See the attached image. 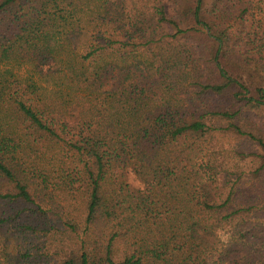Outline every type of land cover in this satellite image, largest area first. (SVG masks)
I'll list each match as a JSON object with an SVG mask.
<instances>
[{
	"label": "trees",
	"instance_id": "trees-1",
	"mask_svg": "<svg viewBox=\"0 0 264 264\" xmlns=\"http://www.w3.org/2000/svg\"><path fill=\"white\" fill-rule=\"evenodd\" d=\"M254 120L264 0H0V235L59 237L49 264H254Z\"/></svg>",
	"mask_w": 264,
	"mask_h": 264
},
{
	"label": "rangeland",
	"instance_id": "rangeland-1",
	"mask_svg": "<svg viewBox=\"0 0 264 264\" xmlns=\"http://www.w3.org/2000/svg\"><path fill=\"white\" fill-rule=\"evenodd\" d=\"M230 14L232 18H234L239 15V12L233 9L230 11ZM233 23L234 21H231L230 24ZM226 27L229 26L226 25ZM233 27L236 29L238 27V23H236ZM9 68L10 67H7V69ZM14 69L15 73L20 78H25L29 75V69L27 68H19L15 66ZM254 121L257 129L263 130L264 132L263 121ZM217 138V148L220 152L235 149L237 152L244 151L246 154H251L253 152H258L259 150L256 143H251L247 139H240L234 134L219 136ZM252 161L253 158H249L247 162H244L243 164L246 166V169H248L249 172L254 175L253 171L258 167V164L252 163ZM251 173L248 174L246 172V174L243 176L242 180H245V184L243 183L244 188L241 194L244 196H240V200H253L254 202L252 203L256 204L257 206L264 207V174L260 178H255ZM236 178L238 177H233V179ZM262 219L264 221V217ZM57 238L56 236H52L50 239V236L43 231L37 235H28L21 229L17 230L14 228H8L6 233L0 235V263L49 264V261L52 259L51 257L50 259L49 256H54L53 254L55 252H60V250H57L59 246V241ZM252 245L253 254L251 257L254 260V264H264V236L263 239L259 238L254 240ZM25 254L29 256V258H25L23 261L26 262H18L19 256H23ZM40 255H42L41 258ZM36 256H39V258H35Z\"/></svg>",
	"mask_w": 264,
	"mask_h": 264
}]
</instances>
